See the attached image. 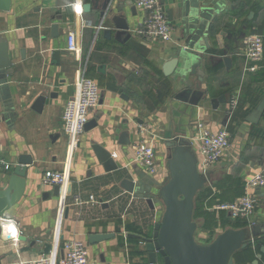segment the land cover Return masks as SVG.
<instances>
[{
    "label": "crops",
    "instance_id": "0c3cea01",
    "mask_svg": "<svg viewBox=\"0 0 264 264\" xmlns=\"http://www.w3.org/2000/svg\"><path fill=\"white\" fill-rule=\"evenodd\" d=\"M103 1L11 0L9 10H0V33L8 40L13 62L5 70L8 97L0 91V189L6 187L9 170L20 154L33 159V164L26 166L21 198L5 213L10 222L7 229L14 234L9 240H0V264H25L51 252L53 263L60 264L63 242L71 238L85 243L88 264H102L101 256L110 264H153L147 258L143 238L151 236L160 220L161 202L153 198L152 209L144 198L124 191L117 174L104 172L97 163L91 146L99 144L113 152L118 165L134 177L141 174L162 183L168 177L169 149L164 139L183 133L195 150L192 138L197 121L212 131L226 128L230 142L209 169V185L196 200L203 201L206 210L199 205L193 216L195 237L205 243L228 227L258 224L259 244L235 253L233 264H254L255 259L264 264V251L260 252L264 245V186L253 190L257 203L248 217L235 218L228 211L206 208V203L237 199L243 194L244 181L264 166V109L256 124L244 119L264 99V50L254 72L242 70L244 37H264V0H158L171 27L169 41L146 39L136 33L145 11L137 8L134 0L112 1L113 6H121L119 13L126 16L130 33L129 38L123 35L115 39L110 21L99 20L97 8ZM89 2V11H82V5ZM51 23L58 25L59 64L53 62L48 49L49 43L56 41L50 39ZM104 28H111L109 38L103 34ZM198 31L203 32L201 36ZM69 32L75 36L77 50L73 52L66 49ZM191 36H196V45L207 47L198 63L182 68L175 51ZM224 56L230 58L228 65ZM172 59L176 64L166 66ZM81 74L98 84L100 101L90 114L96 126L85 130L71 149L62 131V110L74 96ZM182 80L192 87L199 84L206 91L202 105L191 106L176 98L184 87ZM166 85L170 86L168 94L158 99V90ZM41 93L46 98L37 112L31 105ZM236 93L239 101L230 112V100ZM219 96L225 102L219 101L214 109L209 100ZM122 131L128 132L127 146L120 144ZM137 143L154 148L155 173L133 160ZM45 170H66L71 193L51 194L54 185L41 179ZM75 194L83 203L74 202ZM89 195L96 201H88ZM90 233L111 237L89 244ZM144 233L150 235H141ZM20 235L25 239H18ZM154 264H165L159 254Z\"/></svg>",
    "mask_w": 264,
    "mask_h": 264
},
{
    "label": "water",
    "instance_id": "95a60500",
    "mask_svg": "<svg viewBox=\"0 0 264 264\" xmlns=\"http://www.w3.org/2000/svg\"><path fill=\"white\" fill-rule=\"evenodd\" d=\"M113 0H104L98 7L99 20L105 18L110 21L115 29L114 37L120 40L121 36L129 38L128 23L126 16L119 13L121 6H113ZM11 0H0V10H9ZM92 2L84 3L82 11L88 12ZM95 7V2L93 3ZM132 10V9H131ZM51 41L48 45L52 60L59 64V54L61 45L58 39V25L51 23ZM203 32L198 31L197 35H202ZM103 34L110 37L111 28H104ZM205 36V34H204ZM196 36L185 39V46L177 47L175 54L181 59V67L193 66L198 63L202 57V51L207 46L202 44L196 45L193 40ZM9 44L4 34L0 33V91L5 93L8 97L9 86L7 84V73L5 70L12 66V60L9 55ZM55 60V61H54ZM226 65L229 64L230 58L223 57ZM176 59H172L166 66L176 64ZM192 68V67H191ZM184 87L176 93V98L188 105L199 106L207 98V93L204 89H200L199 84L190 86L186 81ZM3 97L4 99H6ZM46 94H39L31 105V108L37 112L42 110L45 102ZM219 101L224 103L223 96L217 99L212 98L209 103L212 108L216 109ZM264 109V99L261 101L244 117L249 123L256 124ZM230 112L232 109H229ZM96 126V121L90 119L85 124V130H89ZM127 131H122L120 136V144L127 146L130 144L129 139L126 138ZM124 137V139H123ZM126 138V139H125ZM164 145L169 152L166 154V165L168 170V177L162 183L153 182L150 179H144L141 174L136 177L118 165L115 161L113 152L99 144H92L91 149L93 157L98 164L101 165L104 172H115L119 179L120 187L138 197L144 198L150 208H154V199L157 198L163 207L161 218L154 224V230L150 237H144V248L147 252V258L150 263L156 261V254H159L165 264H233V255L241 250L246 249L250 244L254 245L261 236L258 224H252L249 228H231L228 227L218 233L208 243L197 241L195 234L197 230V223L193 219V211L195 207V198L199 191L208 187L211 179V170L202 174L199 171L197 164V157L194 149L191 146L190 139L183 133H175L164 139ZM33 159L28 154H20L11 170L7 179V185L0 189V240H9L13 238V234L8 231L7 226L10 224L6 219V211L19 201L25 187L27 177V165H32ZM62 189L59 185H54L51 194L59 196ZM48 193V192H47ZM71 193V184L65 188V195ZM102 202V200L100 199ZM103 204V203H102ZM111 237L108 233H90L88 235V243L94 244L100 241L107 240ZM18 239H25L20 235ZM264 251V245L260 246V252ZM261 254H257L260 258ZM102 264H110L101 256ZM257 264V259L253 260Z\"/></svg>",
    "mask_w": 264,
    "mask_h": 264
},
{
    "label": "built area",
    "instance_id": "2783aa9c",
    "mask_svg": "<svg viewBox=\"0 0 264 264\" xmlns=\"http://www.w3.org/2000/svg\"><path fill=\"white\" fill-rule=\"evenodd\" d=\"M134 5L145 11V16L139 23L136 33L146 39H158L169 41L171 39V27L164 9L158 0H134ZM66 49L76 51L74 33L66 36ZM245 63L243 72H254L259 67L263 57L264 37L260 34H248L243 39ZM76 92L69 98L62 110V131L69 141L71 149L75 148L78 138L85 131V124L90 119L91 112L96 109L100 101V88L95 80L81 74L76 81ZM239 95L236 93L230 100V108L236 107ZM197 148L194 150L197 157L199 171L205 174L216 163L223 152L229 147V133L226 128L217 131L210 130L203 122L195 123V135L192 138ZM154 148L146 143H137L134 146L133 160L142 167L155 173L156 167L152 159ZM8 167V165H6ZM44 184L59 185L62 192L70 182L66 170H45L41 177ZM264 186V166L250 175L243 185V194L232 202H218L207 205L209 210H225L232 217H248L255 209L257 199L253 190ZM75 203H83L78 194L73 195ZM88 201L95 202L93 195H89ZM63 257L60 264H88L87 249L85 243L79 239L71 238L63 242ZM25 264H54L53 254L46 257L26 261Z\"/></svg>",
    "mask_w": 264,
    "mask_h": 264
},
{
    "label": "trees",
    "instance_id": "16d2710c",
    "mask_svg": "<svg viewBox=\"0 0 264 264\" xmlns=\"http://www.w3.org/2000/svg\"><path fill=\"white\" fill-rule=\"evenodd\" d=\"M168 85H166V88L164 89V90H158V94H157V98L158 99H161L163 96H165L166 94H168V91H169V88H170V86H168ZM202 191L203 190H201V191H199L197 194L198 195H196V198H195V207H194V211H193V216L195 215V212H197L198 213V211H199V208L201 207H205V205H204V203H203V201L202 202H196V200H198L199 198H200V194L202 193ZM202 203V204H201ZM199 205H200V207H199ZM205 209V208H204ZM206 210V209H205ZM142 233V232H141ZM141 235H146V236H149L150 234L149 233H144V234H141ZM259 241H260V239L255 243V244H259ZM209 241H206L205 243H208ZM248 249V247L246 248V249H244V250H241V251H245V250H247ZM238 252H240V251H238ZM237 253V252H236ZM136 264H148L147 262H139V263H136ZM154 264V263H153Z\"/></svg>",
    "mask_w": 264,
    "mask_h": 264
},
{
    "label": "rangeland",
    "instance_id": "374dc122",
    "mask_svg": "<svg viewBox=\"0 0 264 264\" xmlns=\"http://www.w3.org/2000/svg\"><path fill=\"white\" fill-rule=\"evenodd\" d=\"M196 214H197V212H196ZM195 217H198V215H196Z\"/></svg>",
    "mask_w": 264,
    "mask_h": 264
},
{
    "label": "bare ground",
    "instance_id": "6f19581e",
    "mask_svg": "<svg viewBox=\"0 0 264 264\" xmlns=\"http://www.w3.org/2000/svg\"><path fill=\"white\" fill-rule=\"evenodd\" d=\"M14 232V231H13Z\"/></svg>",
    "mask_w": 264,
    "mask_h": 264
}]
</instances>
